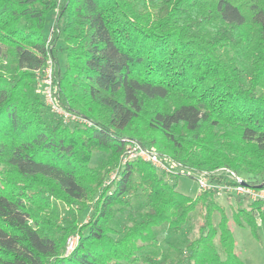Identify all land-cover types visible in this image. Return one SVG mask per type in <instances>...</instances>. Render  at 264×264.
<instances>
[{
  "label": "trees",
  "instance_id": "1",
  "mask_svg": "<svg viewBox=\"0 0 264 264\" xmlns=\"http://www.w3.org/2000/svg\"><path fill=\"white\" fill-rule=\"evenodd\" d=\"M50 57L91 125L46 105ZM130 138L177 171L124 162ZM223 167L264 179V0H0V264H244L233 226L256 232L264 206L177 188Z\"/></svg>",
  "mask_w": 264,
  "mask_h": 264
},
{
  "label": "built area",
  "instance_id": "2",
  "mask_svg": "<svg viewBox=\"0 0 264 264\" xmlns=\"http://www.w3.org/2000/svg\"><path fill=\"white\" fill-rule=\"evenodd\" d=\"M55 61L48 59L45 74L39 84L38 91L43 95L48 108L55 113L64 123H83L91 125L92 121L75 111L63 107L56 97V83L54 81ZM128 145L124 156V162L141 159L150 162L159 170L166 172L177 171V164L170 163L156 150L143 146L135 139H127ZM116 172L111 174V179ZM214 176L221 177L213 178ZM201 191L213 190L219 194L240 197L249 202H260L264 206V179L252 180L227 167H223L215 173L200 172L195 175ZM78 236H70L67 240V251L70 252L78 241Z\"/></svg>",
  "mask_w": 264,
  "mask_h": 264
},
{
  "label": "rangeland",
  "instance_id": "3",
  "mask_svg": "<svg viewBox=\"0 0 264 264\" xmlns=\"http://www.w3.org/2000/svg\"><path fill=\"white\" fill-rule=\"evenodd\" d=\"M54 23V15L51 13L48 17V22L45 28V33H50L51 26ZM59 61L61 64L65 61V53H59ZM56 65V63H55ZM100 159L99 156L95 157L94 163ZM177 188L180 192L187 195L195 196L201 191V186L195 177H191L187 174L179 176ZM217 200L224 205L228 212L231 213L232 209L237 206H247L248 202L240 197L230 196L226 194L217 193ZM120 222H127V215L119 216ZM233 232L235 235L237 249L240 253V257L244 264H264V223L258 221L257 230L253 232L252 228L248 225L245 226H233ZM159 239L161 244L166 247L170 241L176 244L182 243L186 238H193L198 235V218L194 216L188 226L179 234H170L166 226L158 229ZM72 236H78L74 234Z\"/></svg>",
  "mask_w": 264,
  "mask_h": 264
}]
</instances>
